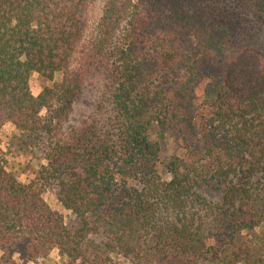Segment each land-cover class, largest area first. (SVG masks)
Instances as JSON below:
<instances>
[{"label":"trees","instance_id":"16d2710c","mask_svg":"<svg viewBox=\"0 0 264 264\" xmlns=\"http://www.w3.org/2000/svg\"><path fill=\"white\" fill-rule=\"evenodd\" d=\"M94 2L0 0V129L13 124L25 137L20 146L37 145L46 160L23 183L0 150V264L42 261L54 248L56 264H198L220 254L227 264H255L251 237L264 223V56L244 47L198 97L192 24L212 21L210 44L228 32L220 17L247 11L264 27V0H104L85 43ZM97 64L107 123L60 132ZM33 73L52 82L37 95ZM154 124L183 141V155L163 165L168 180L148 140ZM45 189L74 224L49 206Z\"/></svg>","mask_w":264,"mask_h":264},{"label":"rangeland","instance_id":"374dc122","mask_svg":"<svg viewBox=\"0 0 264 264\" xmlns=\"http://www.w3.org/2000/svg\"><path fill=\"white\" fill-rule=\"evenodd\" d=\"M104 0H95L88 10V28L83 37L85 43L90 37L95 34V28L100 16V9ZM236 16V15H235ZM240 17V19L236 18ZM236 17H220L217 20L223 26H228V32H215L211 35V43L206 41L208 27L212 21L201 19L199 22H194L193 30H197L198 38L196 40V56L198 62V77L196 79V93L201 96L204 88L210 87L221 78L224 68L229 58L235 56L244 47H251L259 54L264 56V27L250 13L243 11V14ZM202 22V23H201ZM230 33L229 35H227ZM102 64H97L77 87V95L74 98L70 110L58 124L60 132L67 130L81 121L104 124L109 116V96L106 86L105 72L102 70ZM62 77L61 73L55 75L54 79L59 81ZM51 81H46L45 78L37 73H33L29 79L30 90L33 95H37L43 89L45 84H51ZM44 112V111H42ZM107 123V121H106ZM148 140L155 142L159 147V165L158 173L164 180L170 178V174L163 171V165L172 157H181L183 155V141L177 132L171 128H162L157 124L152 125L148 131ZM25 137H21L13 124L5 123L0 129V150L2 158L5 160L6 168L14 172L19 181L25 183L35 176L37 170L46 165V160L43 158V152L37 145L31 149H26L20 146ZM32 144V141L30 140ZM206 196L214 198L215 195L211 191H205ZM43 198L49 206L60 212L64 216L65 222L70 225L75 223V218L64 210L63 206L56 199L53 192L45 189ZM251 243L254 244L252 251L256 253L255 264L260 261L264 262V223L258 226L252 233ZM224 254L206 257L198 264H210L211 262H219L227 264ZM60 261L58 250L54 248L46 259L29 264H56ZM242 264V263H236Z\"/></svg>","mask_w":264,"mask_h":264}]
</instances>
